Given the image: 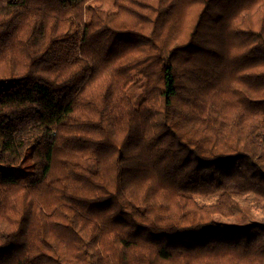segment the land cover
<instances>
[{
  "label": "trees",
  "instance_id": "obj_1",
  "mask_svg": "<svg viewBox=\"0 0 264 264\" xmlns=\"http://www.w3.org/2000/svg\"><path fill=\"white\" fill-rule=\"evenodd\" d=\"M0 264H264V0H0Z\"/></svg>",
  "mask_w": 264,
  "mask_h": 264
},
{
  "label": "rangeland",
  "instance_id": "obj_2",
  "mask_svg": "<svg viewBox=\"0 0 264 264\" xmlns=\"http://www.w3.org/2000/svg\"><path fill=\"white\" fill-rule=\"evenodd\" d=\"M246 198H248L249 200H252V201H253V198L251 197L250 194L246 195ZM213 200H214V198H213V199H211V198H207V199H203V198H201V199H199V202H200V203H204V202H212ZM257 213H259V210H257Z\"/></svg>",
  "mask_w": 264,
  "mask_h": 264
}]
</instances>
